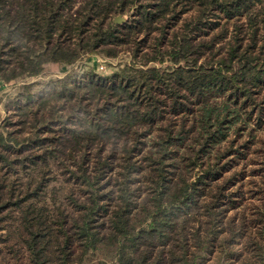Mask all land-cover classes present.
Instances as JSON below:
<instances>
[{"label":"trees","instance_id":"obj_1","mask_svg":"<svg viewBox=\"0 0 264 264\" xmlns=\"http://www.w3.org/2000/svg\"><path fill=\"white\" fill-rule=\"evenodd\" d=\"M48 63L77 65L0 126V264H264V154L256 192L225 177L264 125V0H0V82Z\"/></svg>","mask_w":264,"mask_h":264},{"label":"rangeland","instance_id":"obj_2","mask_svg":"<svg viewBox=\"0 0 264 264\" xmlns=\"http://www.w3.org/2000/svg\"><path fill=\"white\" fill-rule=\"evenodd\" d=\"M121 15H125L128 19L127 14H121ZM127 54L128 52H122L116 58H102L100 55L92 54L88 52L84 56V58H82V60L84 62H87L89 65H92L93 69H95L97 73H100L102 75H108L111 72L117 70L119 68V65L123 61H128L129 58L126 56ZM76 65L77 64L65 66V65H60L58 63H48L42 68L40 73L35 77H25L17 81H12L6 84H4V82H0V126L9 112V107H7L8 106L7 100L14 96L16 89L20 84L29 83L36 80H47L49 78L62 77L64 73L67 72L69 69H73V68L75 69ZM254 134L256 135L255 142L251 144L249 148V155L243 160H240V162H237V164H233L234 166L230 167V169H228L225 172V177L231 176L235 172L236 175H233L231 180L233 181L238 179L239 181L238 180L235 181V185H237L240 182L239 185L237 186H239V188H241L246 192L247 191L249 192L250 189H254V191L257 190L255 185H253V183H255V181L260 180L258 173L255 172L253 173L252 170L259 168L260 166L259 162L262 161V157L264 154V152H261L262 150H264V125L262 127L257 128L254 131ZM230 135H231V139H233L234 138L233 133H231ZM238 170H240L239 174H238ZM195 171H198V168H196ZM192 179L193 178H191V180ZM251 180H254L252 184H251ZM246 196L247 198L243 201V205H245L246 208L250 207L252 204H257V199H254L252 196L249 195V193H246ZM232 213H233L232 210L228 212L229 215H231ZM247 240H248L247 238H244L242 243H238L237 248H241V245L243 243L245 244V246H248ZM215 255H217V253H215ZM211 263L213 264L214 260ZM84 264H88V263H84ZM236 264H239V262H237Z\"/></svg>","mask_w":264,"mask_h":264},{"label":"water","instance_id":"obj_3","mask_svg":"<svg viewBox=\"0 0 264 264\" xmlns=\"http://www.w3.org/2000/svg\"><path fill=\"white\" fill-rule=\"evenodd\" d=\"M126 20H127V17L125 15H121V14H118L117 16H115L112 19L113 23H115V24H120Z\"/></svg>","mask_w":264,"mask_h":264},{"label":"built area","instance_id":"obj_4","mask_svg":"<svg viewBox=\"0 0 264 264\" xmlns=\"http://www.w3.org/2000/svg\"><path fill=\"white\" fill-rule=\"evenodd\" d=\"M102 68V67H101Z\"/></svg>","mask_w":264,"mask_h":264}]
</instances>
